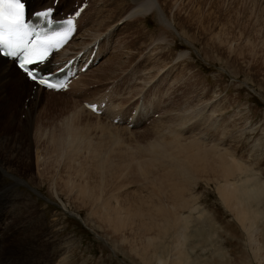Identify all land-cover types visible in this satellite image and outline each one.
Returning a JSON list of instances; mask_svg holds the SVG:
<instances>
[{"label":"rangeland","instance_id":"1","mask_svg":"<svg viewBox=\"0 0 264 264\" xmlns=\"http://www.w3.org/2000/svg\"><path fill=\"white\" fill-rule=\"evenodd\" d=\"M171 1L172 9L168 8L169 0H159V7L164 9L170 29L162 26L153 12H143L138 19L132 18L133 20H129L128 16L123 23L115 24L114 32L104 41L98 63L103 61L95 71L80 78L92 80L91 83L96 85L94 90H99L101 82L105 80H116L117 90L127 92L121 96L122 101L126 100V96L129 99L123 106L125 110L131 107L137 96L136 87H132L134 83L138 82L140 87H146L149 82H154L149 91L153 101H149L146 111L151 109L152 113L161 116L152 122H148L147 114H144L139 124L131 128H125L122 124L112 126L105 122L104 116H100V119L91 116L93 121L90 117L83 116L85 114L75 113L69 106L72 102L64 94L51 98L49 95L58 94H44V102L41 99L40 103L35 100L31 103L30 96V100L25 103L23 93L19 95L18 101L10 103L14 105L9 108L11 111L3 109L4 112L0 113L1 117H10L15 122V133L29 137L31 141L32 169L20 168L19 172L12 173L24 181L11 191L16 198H12L14 202L23 206L21 211L27 214V219L32 220V248L30 247L28 254H21L24 259L29 256L28 264H171L175 254V236L174 230H171L174 227L161 234H155L154 228L137 232L135 230L139 217H133L128 220V223L133 224V229H124L116 234L100 217L103 211L100 205L105 199V202L114 206L113 211L120 212L122 218L123 207L130 210L135 207L143 212L142 219L145 221L166 222L173 204L172 187L180 174V170L170 168L176 163V159L165 154L164 144L167 141L175 140L177 145L179 142L184 144L193 140L206 148L209 154L219 152L225 160L241 164L247 170L242 175L237 171L236 175L227 176L226 180L238 183L249 176L255 186L264 187V0ZM116 2V19L125 13L129 14V10H126L135 4L132 0ZM102 4L104 0H94L82 22H88L89 15L94 11H101ZM102 12L104 13V9ZM96 17L94 15L90 22L93 23ZM90 25L80 26L79 34L85 33L86 36L85 30L91 31ZM81 37L74 42H79ZM123 41H128L129 45H125ZM110 52L112 53L107 56ZM107 59L110 67L104 71L103 65ZM158 65L160 67L157 69ZM130 74L132 77H140L127 82L126 76ZM86 86L80 91H86ZM90 92L91 90L87 91L86 95L90 96ZM73 99L72 96V101L76 103ZM108 108L107 106V110ZM158 110L160 111L157 112ZM69 111L76 114L77 118L71 121ZM39 112L44 114L36 124H45L47 130H54L55 141L58 138L57 131L62 126L65 128L73 125L91 140L100 141L104 136L105 141L102 142L107 143L104 146L106 152L110 150L113 155L131 157L133 162L127 168H133L137 164L140 169L135 172V177L129 176L127 169L118 168L121 165L110 168L107 172L110 175L102 174L97 168H93L95 160L90 153L82 151L78 158L79 166L72 165L69 171L82 165L88 172L87 175L91 176L89 181L94 184L86 187L99 192L100 199H97L96 193V200L76 195V189L63 191L62 181H56L59 175L64 178L67 174L68 170L63 165H53L41 177L36 176L33 139ZM28 118L31 123H28ZM158 121H165L167 125V130L164 129L165 132L163 130L160 137H156L157 133L152 129ZM157 151L159 154H156ZM172 152L176 153L177 150L173 149ZM177 153L184 157L179 150ZM54 155L56 154H52V157ZM91 155H96V152ZM195 162L198 163V169L187 172L188 184L181 194L182 200L196 208L190 213L189 207L182 210V214L191 215L192 220L184 248L189 260L186 264H264V249L258 255L255 247L262 244L264 248V191L262 194L255 193V197L248 200L247 207L260 214L257 229L253 233L255 241L251 242L250 231L239 222L236 213L217 192V183L226 180L211 171L210 167L207 169L208 165L206 168L200 167V161ZM119 169L121 170L118 171ZM167 171L171 180L158 183L157 176H163V172ZM72 177L77 186L83 184ZM30 178L31 181L28 180ZM157 205L163 207V213L167 217H161L160 212L154 210ZM113 211H109L111 216ZM200 213L203 214L202 217H198ZM2 214L1 210L0 217ZM1 232L0 221V234H3ZM8 236L0 246L5 248L11 245L17 248L22 234L10 235V238ZM148 236H155V239L147 241ZM144 243L150 255L147 259L138 257L130 249L132 246L142 250Z\"/></svg>","mask_w":264,"mask_h":264},{"label":"bare ground","instance_id":"2","mask_svg":"<svg viewBox=\"0 0 264 264\" xmlns=\"http://www.w3.org/2000/svg\"><path fill=\"white\" fill-rule=\"evenodd\" d=\"M28 1L30 3L31 7L32 6L34 7L36 4L39 3V1H42L43 4H46V5L51 4V2H52V0H48V1L47 0H28ZM108 1H111V3L109 4ZM132 1H134L135 4L133 5V7H130L129 9L126 10V11L129 10L127 12L129 14L125 15V17H127V18H128V16L130 17L129 20L132 18H134V19L137 18L143 12H153L156 15V17H158L159 23L162 26H164L165 28H167V29L169 28L170 24L166 18V15L164 13V9L159 7V0H132ZM115 2H116V0H104V4H102V6H101L102 8L100 9L101 11H96V13L94 14V15H97V17L95 18L93 23L89 26L90 27L89 29L91 31L88 32V30H85L86 36H84L85 33L80 34V36H82L83 38H81V40L79 42L76 41V43H74V46H76V47H68L69 46L68 45L65 51L66 52L72 51L71 55H74L78 51L84 53L89 41L95 39L96 37L100 36L106 30L112 28L115 25L116 21L119 18H121V16H120L118 19H116L115 5L117 2L116 3ZM108 6H110V9ZM168 8H170V9L173 8V3L171 0H169ZM103 9H104V13L102 12ZM96 10H98V9H96ZM83 14H84V12H83ZM89 17H90V15H89ZM80 18H81V16H80ZM91 19H92V17H91ZM79 23H80V19H79ZM80 36H77V38ZM86 38H87V40H86ZM72 39L74 40V39H76V37L72 38ZM70 43L72 46L73 43L72 42H70ZM123 43H124V41H123ZM125 43H128V41ZM85 44H86V46H85ZM125 45H122V46L125 47ZM128 45H129V43H128ZM111 53L112 52H110L107 56H109ZM98 54H100V49L97 50L96 56H98ZM75 58H76V56H75ZM54 61H55V59H54ZM108 61L109 60L107 59L106 64L103 65L104 71H106L107 67H110L107 65V64H109ZM101 62H99L93 68H88L76 81L71 83V87L69 89V91H71L73 93V94H71V100H68V101L72 102V105H69V106H71L73 108V111L75 113L85 114L83 116L90 117L91 119H92V117H94L96 119L102 118L100 116L107 117V115L111 113L110 109H111V105H112V100L114 102V101H116L117 95L119 97H121V95H122V94L118 93L117 90L115 91L111 87L104 86L101 90L102 94L99 93L98 98H100L102 100H106L105 109L107 110V106L109 108L107 110V113H106V110L104 109V112L99 116L93 115L90 112L82 109L81 107L78 106V104L75 106L76 103L74 101H72V96L74 97L73 100L76 101V98L79 96H82V93L85 92V89H83L82 91H80V90L88 84H91L89 89L96 88V85L94 83H91L92 81L87 83L84 81V79H80V78L81 77L83 78V76H86V74L88 72L95 71L94 69ZM155 63H157L156 60H155ZM159 67L160 66L158 65L157 69ZM139 77L140 76L135 77V78H139ZM95 81H93V82H95ZM99 81H100V79H99ZM111 82L112 81H110L109 83H111ZM26 84H28L29 86H26ZM30 87H31L30 82L28 80H26L25 77L17 69H15L13 67L11 62L0 58V113H3L4 110L6 112L11 111V110H9V108L14 107V105L10 104V103L12 101H18L20 94L24 93L25 98H27V99H29L30 96H32V99L31 100L29 99L31 103H32V100H35L37 103L39 101H41V99L43 101V95L44 94H46V95L47 94L48 95L54 94L50 91L38 89V88L32 90V88H30ZM100 87L101 86H99V88ZM132 87H136V92H138L137 95L141 94L142 90L144 89V86L140 87L138 82L134 83L132 85ZM141 88H142V90L140 91L139 89H141ZM86 90H87V87H86ZM76 92H79L78 94H76L77 97L74 96V93H76ZM116 92H117V94H116ZM46 95L44 96L45 98L47 97ZM52 96H59V94L58 95H49V98H51ZM86 99H89V98H86ZM86 99L82 98L81 101L86 100ZM90 99H93V98H90ZM126 102H128V100L124 101L123 104H125ZM136 102H137V100L135 101V103ZM33 103H35V102H33ZM67 105H68V102L66 103V106ZM140 105L135 107L137 110L136 114H135V119L137 121H140L141 118L145 114L143 111V115H141L142 108H144L145 106L148 107V105H149L148 97L143 96L142 105L141 106ZM143 105H144V107H143ZM155 107H157V105H155ZM28 110H29V108H28ZM11 114H13V113L11 112ZM22 114H24V113H22ZM42 114H44V113L39 112V114L37 115L38 117L36 118L35 125H34V127H35L34 133L36 135L34 136V139H33V146L35 147L34 157H35V165H36L35 166V168H36L35 169V171H36L35 175L36 176L41 177V175L48 172L53 167V165H56V164H58L59 166L63 165L62 167L64 169L67 168V170H68L67 174L65 175L64 178H62V175H59L58 179L56 178L57 183L62 181L61 188L63 189V191H69L71 189H73L72 191H75V189H76V191H75L76 195L81 194V196H89L92 199L96 200V198H95L96 193H98L97 199H100L99 192H96L95 189L89 190L86 187V185H94V184L89 181V179H91V176L87 175L88 172L82 167V165L78 169H75L73 167V171H69V169L72 165L73 166L74 165L79 166L78 158H79L80 153L82 151H87L88 154L90 153L89 155L95 160L94 167L93 166L92 167L94 169L97 168L98 171H100L102 174L107 173L110 170V168H115V167H118L120 165L121 166L118 168L127 169L129 176L136 175L135 172H137L140 169V168L138 169L137 164L133 168H131V167L127 168V166L131 165V163L133 162V159L131 157L126 158V155L125 156L113 155V153H111L110 150L108 151L109 152V154H108V152H106V150H104V146H106V144H107V143L103 144V142L105 141L103 138L104 136L102 137V139L100 141H94L93 139L91 140V138L89 136H86L85 133H83V131H80V128L75 127L73 125H67L65 128H63V126H62L61 130L57 131L58 138L56 137L57 140L55 141V133H54L55 131L54 130H51V129L47 130V127L45 126V124H41V123L36 124L38 119L43 117ZM29 115H31V112L29 113ZM9 118L10 117H6V118L1 117V114H0V203H1L0 204L1 205L0 211L2 210V212H3V214L0 217V221L2 224V232L1 233H3V234H0L1 235L0 236V245H1V243H3L6 240V236H8L7 234H9V236L15 235V234H22V237H21L22 240L19 243L17 248L11 247L10 244H9L10 246H8V247H5L4 246L5 244H4L3 246L5 248L0 246V264H28L29 256L24 259V257L21 256V254L22 253L28 254L30 252V247L32 246V242H33V238H32V235H33L32 229L33 228L32 227L33 226H32V223L30 222L32 220L27 219V217H26L27 214L25 215V213H23L21 211V207H23V206H20L18 203L14 202V200L12 198H14V199H16V198L12 195L11 191H12V189L14 191L15 186L18 184H23V181H24L21 177H18L12 173L13 172H15V173L19 172L18 170H20V168L22 170H27L28 168L32 169V165L30 163V159L32 156V154H31V141L29 140V137H22V136H20V134L18 132L15 133L16 129H15V127H13L15 125V122L13 120L11 121ZM74 118H77V116H76V114H74L71 111L69 114V119H71V121H72ZM79 118L80 117H78V119ZM173 119H172V121H173ZM27 121L29 123L30 119L28 118ZM69 123L71 124V122H69ZM157 123H155L157 125L154 124L153 128H152L153 131L157 133L155 135L156 137H157V135L159 136L160 133H163L164 129L167 130V125H165V121L164 122L158 121ZM171 124H172V122H171ZM170 128H171V126H170ZM12 129H13V131H12ZM165 130H164V132H165ZM169 131H171V130H169ZM176 140H177V138H176ZM172 141H174V144ZM82 146H84L83 149H81ZM164 146H165V149H164L165 154L166 155L168 154L170 157L176 159V161H175L176 163H174L173 166L170 168H174V170H180V174L177 177V179L175 180V183L173 184V187H172L173 188V204L170 206L171 215L169 217H167V215L165 216L164 215V213H165L164 209L160 205H157V208L156 207L154 208V210H158L160 212L161 217H163V216L167 217L166 222L164 220L163 221L161 220L159 222L145 221V219H142V218H144L143 212L141 210L135 208V207L132 208L133 210H130L129 208L123 207V214L124 215L122 218L121 214L118 210L113 211L114 210L113 205H110L107 202H105L104 197H103L104 201H102L101 205H100V208H103V211H101L102 213L101 212H99V213H101L100 217L103 219V221H105L104 223H106L108 225V227H112L114 229L113 232H115L116 234L119 231L124 230V229H127V230L133 229L132 228L133 224L128 223V220L133 218V217H139L137 219V222L139 225L136 224L137 229L135 230L137 232L149 230L150 228H154L155 234L156 233L161 234V233H164L165 231L167 232L168 229H171L174 227V229H171V230H174L175 254L172 257V263L171 264H186L189 260H188V254H186L187 252L185 253L184 248H185V242L189 238L188 229H189V224H191L192 220L190 217L191 215L190 216H189V214L187 216L183 215L182 210L185 207H189L188 211L190 213L192 210L196 209V208L190 207L188 202L185 201L184 199L182 200V198H181L182 191L184 190L185 186L188 184V180L186 178L187 172L190 171V169H196V170L198 169V166H197L198 163H196L195 161H200V163H199L200 167L203 166L206 168L208 165L207 169H209V167H210L211 171L219 174L220 177L223 176L224 180L227 179V176H233L235 174V172L237 173V171L239 173H241L240 175H242V174H245L247 170L245 169V167L243 168L241 164L232 163V162L225 160V158L222 156L223 154H221L219 152H214V153L209 154V152H207L206 148L200 146L198 143H196L193 140L188 141L184 144H181L179 142L177 145L175 143V140H171V141H167L164 144ZM202 148H204V149H202ZM173 149H176L177 152L179 150V153H183L184 157L179 156L177 152L176 153L172 152ZM95 152H96V155H94V156L91 155V153L94 154ZM162 152H164V151H162ZM52 154H56V155H54L52 157ZM156 154H159L158 151ZM110 155H113V156H110ZM149 159H151V158H149ZM144 164H146V163L144 162ZM142 165L143 164H141L140 166L142 167ZM145 169L146 168L144 165L143 170H145ZM120 170L121 169H119L118 171H120ZM147 170H149V168H147ZM141 171H142V169H141ZM149 171H145V172L150 173ZM107 174L110 175L109 173H107ZM31 175H32V173H31ZM4 176L9 177L10 180L9 179L6 180V177H4ZM72 176H74L75 179H77L79 182H81L83 184H79L77 186L76 183L74 181H72V180H74ZM105 178H106V176H105ZM127 178H129V177H127ZM28 180L31 181L32 178H30ZM163 180L164 181L165 180L166 181L171 180V175L169 174L168 171H167V173L163 172V176H157L158 183L163 184L162 183ZM105 181H106V179L103 180V182H105ZM125 181H126V179H125ZM232 181L226 180L223 182H218L217 183L218 184L217 185V192H218L219 196L222 198V200L227 205H229L231 210L236 213V216H237V219L239 220V222L242 223V225L246 228V230L250 231L249 232V238H250V241L253 242V241H255V237H254L253 233H254V230L257 229L256 224H257V220H258L260 214L256 213L253 210V208L250 209L247 207L248 206V200L250 201L251 197H255V193L263 192L264 187L261 186V184H260L261 187L255 186V184L253 183V179L249 176H246V178L244 180H241L238 183H234ZM251 181H252V183H251ZM75 193H74V195H75ZM17 197H19V196H17ZM261 197H260V199H261ZM8 198H11V199H8ZM109 211H113L112 216L109 214ZM202 215L203 214L200 213L198 215V217H202ZM94 216H96V215H94ZM1 219H3V220H1ZM15 237H13V238H15ZM9 238H7V239H9ZM17 238H19V237H17ZM126 239H127V237L125 236L124 240H126ZM151 239H155V236H148L147 237V241H149ZM7 243H6V246H7ZM252 244H251V247H252ZM131 247L132 246H130V249L133 250L134 251L133 253H135L138 257H140L142 259L149 258V256H150L148 254L149 251L145 247V243L142 244V246H141V248H143L142 250H139L140 248L136 249V248H133V247L131 248ZM255 247H256V252L258 253V255H259L260 250L264 249L262 244H259L258 247L257 246H255ZM3 249H5V250H3ZM7 249H10V251L7 252Z\"/></svg>","mask_w":264,"mask_h":264},{"label":"snow or ice","instance_id":"3","mask_svg":"<svg viewBox=\"0 0 264 264\" xmlns=\"http://www.w3.org/2000/svg\"><path fill=\"white\" fill-rule=\"evenodd\" d=\"M51 10H49L50 12ZM38 13L37 15H47ZM79 15V12H77ZM69 27L65 32L51 35H37L32 40V32L24 23V4L22 0H0V45L7 51L3 54L17 57L18 66L26 73L30 80L46 89L64 88L65 85L52 82L50 74H41L38 67L49 59L52 51L67 39L71 32L72 21H67ZM95 108V106H92Z\"/></svg>","mask_w":264,"mask_h":264}]
</instances>
